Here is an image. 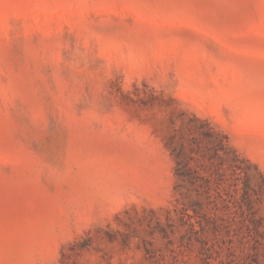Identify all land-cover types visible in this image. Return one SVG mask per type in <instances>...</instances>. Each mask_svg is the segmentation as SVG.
I'll use <instances>...</instances> for the list:
<instances>
[{"label":"rangeland","instance_id":"374dc122","mask_svg":"<svg viewBox=\"0 0 264 264\" xmlns=\"http://www.w3.org/2000/svg\"><path fill=\"white\" fill-rule=\"evenodd\" d=\"M259 170L264 0H0V264H264Z\"/></svg>","mask_w":264,"mask_h":264},{"label":"trees","instance_id":"16d2710c","mask_svg":"<svg viewBox=\"0 0 264 264\" xmlns=\"http://www.w3.org/2000/svg\"><path fill=\"white\" fill-rule=\"evenodd\" d=\"M197 120H198V118H197ZM199 121L201 122V124L206 125L205 128H198L199 131H201V133L209 141H213L214 140L216 142V145H215L214 150H213L214 153L209 156L210 158L213 159L214 154H215V155H218L219 157H221L222 159L224 158V160H225L224 156L229 153L228 152L229 150H231V151H233V154H234V159H233L234 162H237L239 159H242L240 154L237 152V150L232 149L229 146L228 137L225 134H221L220 132L215 130L214 127L211 126L207 120L199 119ZM186 151H187L186 150V145L184 144V142L180 143L178 148H175V149L173 148V156H174V158L176 160V163H177L176 175H177V177L180 179V181L182 183L189 182L190 184H194L196 182L197 178H204V176H202L199 171L194 170L190 166L189 162H187V163L184 162L183 155L186 154ZM234 162H231V166L236 167V168H241L238 164H235ZM219 169H221V168H219ZM219 172L220 171L216 168V173H219ZM259 172L261 173V175L263 177V181H264L263 173L260 170H259ZM223 174L224 173H222V175ZM205 181L207 182L208 180L206 179ZM247 187H249V185H248V183H245L244 190H246ZM208 188L209 189H208L207 192H210L211 191V186L208 187ZM245 193L247 194V192H245ZM197 205L200 207V203L199 202H197ZM212 220L218 227H219V225H222V223L216 217H213ZM258 222H260V220H258ZM223 224H224V222H223Z\"/></svg>","mask_w":264,"mask_h":264}]
</instances>
